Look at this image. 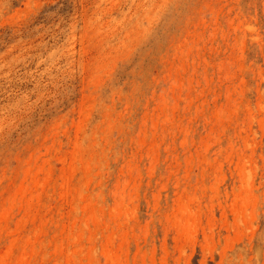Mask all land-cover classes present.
Returning <instances> with one entry per match:
<instances>
[{
  "label": "rangeland",
  "instance_id": "374dc122",
  "mask_svg": "<svg viewBox=\"0 0 264 264\" xmlns=\"http://www.w3.org/2000/svg\"><path fill=\"white\" fill-rule=\"evenodd\" d=\"M0 264H264V0H0Z\"/></svg>",
  "mask_w": 264,
  "mask_h": 264
}]
</instances>
